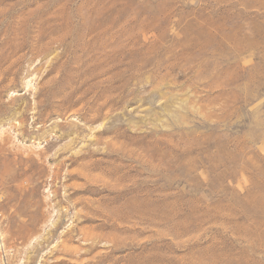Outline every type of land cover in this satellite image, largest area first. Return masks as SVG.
Listing matches in <instances>:
<instances>
[{"label":"rangeland","instance_id":"rangeland-1","mask_svg":"<svg viewBox=\"0 0 264 264\" xmlns=\"http://www.w3.org/2000/svg\"><path fill=\"white\" fill-rule=\"evenodd\" d=\"M0 264H264V0H0Z\"/></svg>","mask_w":264,"mask_h":264},{"label":"bare ground","instance_id":"bare-ground-1","mask_svg":"<svg viewBox=\"0 0 264 264\" xmlns=\"http://www.w3.org/2000/svg\"><path fill=\"white\" fill-rule=\"evenodd\" d=\"M116 21H117V20H116ZM118 21H119V20H118ZM119 22H120V21H119ZM119 22H118V23H119ZM118 23H117V24H118ZM120 25H121V24H120ZM118 26H119V25H118ZM123 26H124V25H123ZM120 28L122 29L123 27H120ZM122 30H123V29H122Z\"/></svg>","mask_w":264,"mask_h":264}]
</instances>
